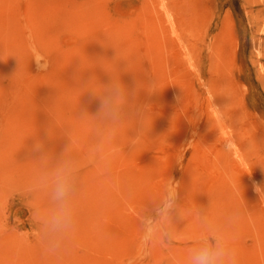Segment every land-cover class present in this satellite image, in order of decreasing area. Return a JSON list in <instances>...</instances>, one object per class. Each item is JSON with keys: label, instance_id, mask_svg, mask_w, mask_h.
Here are the masks:
<instances>
[{"label": "rangeland", "instance_id": "374dc122", "mask_svg": "<svg viewBox=\"0 0 264 264\" xmlns=\"http://www.w3.org/2000/svg\"><path fill=\"white\" fill-rule=\"evenodd\" d=\"M116 50L135 70L119 61L128 89L155 79L161 91L139 93L136 103L149 105L148 130L133 148L135 124L127 122L105 150L117 149L106 172L103 159L88 162L99 100L81 95L78 83L92 75L109 82L96 64L103 58L115 70ZM79 58L93 68L80 71ZM81 111L89 117L79 119ZM52 116L75 130L82 161L75 233L55 251L40 222L50 204L36 185L33 151L42 142L51 168L68 143ZM258 163L264 0H0V264H184L201 231L199 209L218 223L239 212L238 264H264ZM170 177L180 182L179 208L190 214H174L175 241L164 246L148 241L142 217Z\"/></svg>", "mask_w": 264, "mask_h": 264}, {"label": "clouds", "instance_id": "9594fccd", "mask_svg": "<svg viewBox=\"0 0 264 264\" xmlns=\"http://www.w3.org/2000/svg\"><path fill=\"white\" fill-rule=\"evenodd\" d=\"M103 60V58L98 60L96 65L102 67L109 74V82L103 83L95 75H92L87 79L80 80L78 87L83 90L81 95L87 93L93 99L99 100L97 112L90 116L95 123L96 140L88 149V162L95 164L98 160L103 159L104 171L107 172L111 168L117 149L111 148L107 153L105 150L115 142L124 125L129 121H133L135 124L133 128L135 135L130 136L128 140V145L133 148L148 130L149 105L136 103L139 93L143 90L149 95H154L161 90L155 79L148 82L137 81L135 88L128 89L121 81L122 69L119 67V61H126L123 71L135 70L127 59L118 56L117 50L116 56L110 60L113 62L115 70L106 67ZM32 61L36 62L40 72L47 71L44 60H37L33 57ZM79 61L80 71L93 68L85 66L84 58H79ZM180 99L178 98V100ZM86 117H89L86 111H81L78 114L79 119ZM53 119L55 121L54 117ZM55 125L62 130V134L68 140L59 156L55 157V165L51 168L48 167L49 156L42 142L37 141L33 147V151L39 153L38 158L41 166L36 177V185L47 192L50 204L47 212L40 218L48 237L49 251H55L61 247L75 233L73 196L78 174L82 167V161L78 156L79 139L75 130L72 127L61 128L56 121ZM55 135V131L50 129L49 138H54ZM260 165L264 166V164ZM250 172L251 170H248L246 173ZM180 190V182L170 177L163 187L159 202L153 203L150 210L145 212L142 217L144 233L150 243L169 246L175 241L174 214L178 213L182 218H186V215L190 214L179 208ZM254 190L259 196V202L264 203V185L257 184ZM195 216L201 226V231L190 241L192 246L187 251L184 264H238L233 227L239 220V212H233L227 216L223 223L216 222L205 210L199 209Z\"/></svg>", "mask_w": 264, "mask_h": 264}]
</instances>
